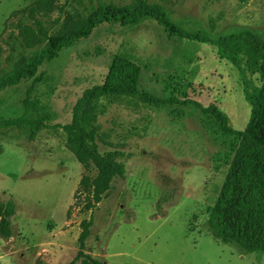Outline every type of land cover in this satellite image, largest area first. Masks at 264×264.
<instances>
[{
	"label": "rangeland",
	"instance_id": "1",
	"mask_svg": "<svg viewBox=\"0 0 264 264\" xmlns=\"http://www.w3.org/2000/svg\"><path fill=\"white\" fill-rule=\"evenodd\" d=\"M39 0H0V77L33 56L21 28L47 36L72 29L98 2L161 7L189 34L215 39L250 28L264 32V0H54L49 11L19 12ZM21 21V22H19ZM25 37V36H24ZM141 67V90L215 105L234 129H243L250 105L238 70L215 47L169 37L154 19L131 27L103 25L41 67L46 76L33 98L66 122L83 89L100 83L114 55ZM31 81L0 93V119L20 114ZM92 150L119 174L95 201L81 184L97 176L73 156L60 129L30 138L27 127L0 129V200L9 209L12 236H0V264H71L83 227V251L101 264H264V252L218 244L207 220L240 138L196 105L154 104L114 95L85 107Z\"/></svg>",
	"mask_w": 264,
	"mask_h": 264
},
{
	"label": "trees",
	"instance_id": "2",
	"mask_svg": "<svg viewBox=\"0 0 264 264\" xmlns=\"http://www.w3.org/2000/svg\"><path fill=\"white\" fill-rule=\"evenodd\" d=\"M53 7L54 0H39L18 11L34 17L35 13L50 11ZM146 19H154L169 37L211 44L218 59L236 67L244 99L250 105L249 118L243 129L230 127L228 118L213 104L203 107L192 99H181L175 95L159 98L141 90V67L117 54L112 57L102 82L83 89L76 98L66 122L56 121L51 106L33 98L47 74L41 67L56 60L64 49L89 38L100 26L131 27ZM21 30L27 48L41 45L42 38L47 42L36 49L32 57L24 58L18 67L0 77V93L31 81L25 91L20 114L0 119V129L27 127L30 138H35L41 135L42 130L60 128L66 135L70 150H75L72 151L74 158L82 165H93L96 169L95 179L91 181L84 176L81 184L94 188L95 201L98 202L119 174L106 161H100L92 150L94 134L83 125L88 104L103 97L121 95L157 105H196L213 117L224 133L240 138L208 217L206 233L218 244H235L246 253L264 252V32L242 28L215 39L199 33L189 34L171 23L161 7L145 1L135 8L98 2L96 9L84 21L55 35L47 36L40 23L35 31L24 27ZM8 215L9 209L0 200V236L4 239L12 236ZM90 224L89 221L83 227L79 250L71 264H101L95 256L83 251Z\"/></svg>",
	"mask_w": 264,
	"mask_h": 264
},
{
	"label": "water",
	"instance_id": "3",
	"mask_svg": "<svg viewBox=\"0 0 264 264\" xmlns=\"http://www.w3.org/2000/svg\"><path fill=\"white\" fill-rule=\"evenodd\" d=\"M103 264H105V263H103Z\"/></svg>",
	"mask_w": 264,
	"mask_h": 264
}]
</instances>
